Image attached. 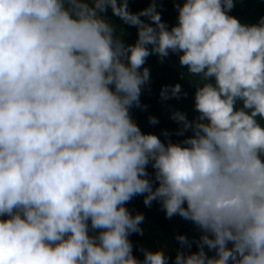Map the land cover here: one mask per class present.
I'll return each instance as SVG.
<instances>
[{
	"label": "clouds",
	"instance_id": "clouds-1",
	"mask_svg": "<svg viewBox=\"0 0 264 264\" xmlns=\"http://www.w3.org/2000/svg\"><path fill=\"white\" fill-rule=\"evenodd\" d=\"M234 3H176L169 29L156 0L138 13L129 0H0V264H169L163 250L133 255L144 216L125 204L137 195L202 233L196 252L176 237L188 251L174 264H264V17L242 24ZM109 9L137 28L134 44ZM170 52L200 81L198 115L171 117L192 135L166 145L129 110L146 59Z\"/></svg>",
	"mask_w": 264,
	"mask_h": 264
},
{
	"label": "rangeland",
	"instance_id": "rangeland-1",
	"mask_svg": "<svg viewBox=\"0 0 264 264\" xmlns=\"http://www.w3.org/2000/svg\"><path fill=\"white\" fill-rule=\"evenodd\" d=\"M156 2L158 5L159 13L162 12L164 15L168 14V16L177 18L178 12L176 10L175 4L179 3L182 5L184 0H156ZM165 9H167V11ZM104 15L106 16V19L113 26H115V16L112 14L111 10L109 9ZM260 19L261 18H252L248 21H242L241 23L254 25L257 24ZM176 62L178 63L179 59ZM171 64V66H165L164 63H158L155 69L149 67L146 64L143 65V67L145 68H151L152 70H154L156 74V76L154 77L151 73L149 78L150 81L146 85L142 86V89H144V91H142V94L144 95V101L146 99L151 100V104L149 103L144 105L151 106L156 99H161V94H159L157 98L156 96L152 95L150 89H162L164 86H166V84H168L169 86H174L178 83L176 81H179L180 74L175 75L173 73H170V69L175 67L173 63ZM161 79H164L166 83L161 85ZM151 80H155L156 85H153L154 81ZM195 87L196 86H191L189 84L185 85L183 83L181 89H195ZM188 91L189 92L187 93V96L191 92L190 90ZM187 96H182L183 100ZM179 98L181 97L179 96ZM179 98L171 97L167 100L162 99L163 103H160V106L164 108L163 111L161 110L162 112L157 108L160 101L156 100L154 102L155 104L153 103L155 110L158 112V114H160L157 116V121H160V124L156 123V127L160 132V134L158 132L157 137L166 145L169 140L173 143H182L184 139L192 135L191 130L184 133V135H177L179 125L171 118L173 112H183L187 115L189 120H193L198 115V113H196L193 108L192 110H189V108H187L188 111L184 112L182 108H180L181 106L176 102V100ZM191 106L193 105L191 104ZM260 123L264 125V121H260ZM165 131L169 133V136L167 138L163 134ZM150 178L154 179V175H151ZM157 186L158 184L154 183L153 188ZM143 201L144 196L137 195L133 197L131 201L125 204V207L133 216L137 213H142L144 216V220L140 225L142 233H133L129 236V239L133 244V255L138 260L142 261L144 258L142 250H148L152 252L163 250L169 257V264H174L173 250L170 243L174 240V236L180 235L183 228V218H181L179 215L173 216L172 218H167L165 211L162 209L161 203L159 201H153L151 206H145ZM161 228L163 229V231L159 232ZM229 247H231V244H229ZM207 255L213 256L214 252L208 250Z\"/></svg>",
	"mask_w": 264,
	"mask_h": 264
},
{
	"label": "trees",
	"instance_id": "trees-1",
	"mask_svg": "<svg viewBox=\"0 0 264 264\" xmlns=\"http://www.w3.org/2000/svg\"><path fill=\"white\" fill-rule=\"evenodd\" d=\"M152 2V0H129V10L132 13H138L140 11H142L143 9H146L147 7H149V4ZM167 11V9H165ZM157 11H158V5H157ZM159 12V11H158ZM229 15H231L232 17L238 19L240 22L242 21H248L252 18H262L264 17V0H235L234 3V7L232 8V10L228 13ZM161 15V19L162 22H164L165 24L168 25L169 29L172 26H175L177 24V18H173L172 16H168V14H163L162 12H160ZM171 15V14H170ZM141 19L145 20V22H149L147 21V18L145 17H141ZM115 30H116V35L123 40V42L125 43V45H132L135 43V41L138 38V34H137V28L134 26H129L127 24H124L118 17L115 16V26H114ZM151 47V46H149ZM179 55H182V53H169V55L166 58H163L161 60V58H159L156 55H149V57L146 59V65H148L151 68H156L158 63H164L165 66H171L173 63L175 67L170 69V73H173L175 75L180 74V79L177 84H180L181 86H183V83L189 84L191 86H196V83L200 81V77L198 76H192L188 74V70L187 67L185 66H181L180 63L176 62L179 59ZM150 70V74L152 73V75L155 77V71ZM177 73V74H176ZM177 79V77H176ZM150 81V80H149ZM154 81L153 85H156L155 80H151ZM183 82V83H182ZM214 83V81H211ZM165 80L161 79L160 84L163 85L165 84ZM166 86H169L168 84H166ZM161 90L162 89H150V92L152 93L153 96H156L158 98V95L161 94ZM188 90H190V94L187 96V93L189 92ZM195 89H181V93L179 94V96L181 98L177 99L176 102L181 106L180 108H182V110L188 111L187 108H189V110L192 108L194 109V105H195V100H194V94H195ZM142 91H144V89H141V95H140V106H132L130 108V116L132 118V120L138 125V127L140 128L141 132L144 134H153V135H158L159 130L156 127V124H151L149 118L150 117H155L157 119V116L160 115L158 114V112L155 110L154 107V102L156 100L160 101L158 104V110L159 111H163L164 108L162 106H160V103L162 101L161 99H156L151 106L149 105H144V104H151V100L146 99L144 101V95L142 94ZM186 94V95H185ZM182 96H187L184 100ZM172 103V102H171ZM191 104L193 106H191ZM241 105L238 103L237 107H240ZM161 111V112H162ZM158 124H160V121L158 122ZM160 134V132H159ZM163 142V141H162ZM164 143V142H163ZM147 172L149 173V177L151 175H154V169L151 167V164H149L147 166ZM7 217H0V219H6ZM163 229L161 228L159 230V232H162ZM180 235L186 236L188 238V240L190 242H192V247L190 249V251L192 252H196L198 251L197 249V245H196V241H199L200 236L202 235V233L200 232V230L197 228V226L195 224H193L191 221L185 220L183 219V228L182 231L180 233ZM179 236V235H178ZM177 236H174V240L170 243V245L172 246V250H173V257L175 259V255L176 252L178 250H182V251H188L187 248H182V246L179 244V242L176 239ZM205 251L208 253V249L205 248Z\"/></svg>",
	"mask_w": 264,
	"mask_h": 264
}]
</instances>
